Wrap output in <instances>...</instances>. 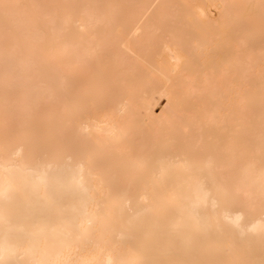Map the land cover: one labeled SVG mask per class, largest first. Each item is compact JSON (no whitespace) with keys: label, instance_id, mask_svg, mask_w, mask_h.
I'll use <instances>...</instances> for the list:
<instances>
[{"label":"bare ground","instance_id":"6f19581e","mask_svg":"<svg viewBox=\"0 0 264 264\" xmlns=\"http://www.w3.org/2000/svg\"><path fill=\"white\" fill-rule=\"evenodd\" d=\"M0 264H264V0H0Z\"/></svg>","mask_w":264,"mask_h":264},{"label":"rangeland","instance_id":"374dc122","mask_svg":"<svg viewBox=\"0 0 264 264\" xmlns=\"http://www.w3.org/2000/svg\"><path fill=\"white\" fill-rule=\"evenodd\" d=\"M158 110L160 111V108ZM158 110H157V112H158Z\"/></svg>","mask_w":264,"mask_h":264}]
</instances>
